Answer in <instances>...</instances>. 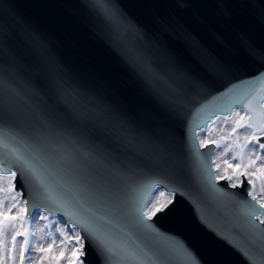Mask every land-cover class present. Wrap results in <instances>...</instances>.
<instances>
[{
	"label": "water",
	"instance_id": "95a60500",
	"mask_svg": "<svg viewBox=\"0 0 264 264\" xmlns=\"http://www.w3.org/2000/svg\"><path fill=\"white\" fill-rule=\"evenodd\" d=\"M242 44L264 48V0H0V173L26 214L83 237L95 213L115 252L85 241L86 264H264L252 183L218 177L199 138L236 108L264 131V61ZM11 150L46 166L55 199ZM156 188L171 211L141 223Z\"/></svg>",
	"mask_w": 264,
	"mask_h": 264
},
{
	"label": "rangeland",
	"instance_id": "374dc122",
	"mask_svg": "<svg viewBox=\"0 0 264 264\" xmlns=\"http://www.w3.org/2000/svg\"><path fill=\"white\" fill-rule=\"evenodd\" d=\"M246 121L244 110L236 108L229 117H216L207 129L200 131L199 138L202 144H216V175L230 176L231 183H238L241 173H248L245 176L252 182V193L264 203V149L258 141L264 131L258 134L250 125H240ZM12 185L11 175L0 173V264H69L71 249L65 251L61 240L73 233L80 235L78 228L44 209L27 215L25 201ZM160 192L167 193L156 188L150 200Z\"/></svg>",
	"mask_w": 264,
	"mask_h": 264
},
{
	"label": "snow or ice",
	"instance_id": "6c2138e0",
	"mask_svg": "<svg viewBox=\"0 0 264 264\" xmlns=\"http://www.w3.org/2000/svg\"><path fill=\"white\" fill-rule=\"evenodd\" d=\"M242 51H244L247 56L253 59L259 57L261 61H264V48L256 49L247 44H242ZM259 147L264 149V143L260 144ZM11 153L14 157L16 165L20 168L21 172L28 174L29 178L34 181L35 185L38 186V188L42 190L49 199H55L52 188L48 182L49 173L47 172L46 166H44L43 163L38 160V158L34 159L28 154H24L18 150H11ZM237 167H239V165ZM0 171H8V169H2ZM241 174L248 175L246 172ZM16 176L17 173L12 171L11 177L16 178ZM228 179L230 180L232 177L229 176ZM250 183L252 182L250 181ZM233 186L235 187V185ZM12 187L15 188V185H12ZM156 187H159V185ZM253 191H255L254 183ZM18 195L19 193L16 194V196ZM16 196H13L14 200L16 199ZM252 199L257 200V197L253 195ZM172 204L173 201L170 198V195L165 192H160L158 196H154L152 200L146 201L139 209H136V211L139 213L136 219L141 223L144 222L145 217L148 220H151L153 217L164 213L166 210L171 211L170 205ZM148 205L151 206L148 207ZM145 208H147V211L144 210ZM260 208L264 209V203L260 204ZM251 215H254L255 219L259 220L261 224H264V219H261V216H264V213L256 215L255 212H253ZM94 217L95 213H92L91 215H86L83 213L81 220L78 221L81 223V227L85 232L83 237L78 233H73L72 236H65V239L61 240V244L64 246L65 251L71 249V258L69 260V264H86L85 241H87L89 244L95 241L96 247L101 252H115L112 242L108 238L105 227ZM100 219H103V217ZM25 243H27V240H25ZM52 243L54 244L55 240H53ZM189 256L192 259L193 264H198L191 254H189ZM81 257H85V259H81ZM61 258H63V252L61 253Z\"/></svg>",
	"mask_w": 264,
	"mask_h": 264
},
{
	"label": "bare ground",
	"instance_id": "6f19581e",
	"mask_svg": "<svg viewBox=\"0 0 264 264\" xmlns=\"http://www.w3.org/2000/svg\"><path fill=\"white\" fill-rule=\"evenodd\" d=\"M11 175V174H10Z\"/></svg>",
	"mask_w": 264,
	"mask_h": 264
}]
</instances>
